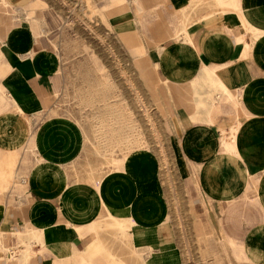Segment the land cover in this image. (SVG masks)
Masks as SVG:
<instances>
[{"label": "crops", "instance_id": "1", "mask_svg": "<svg viewBox=\"0 0 264 264\" xmlns=\"http://www.w3.org/2000/svg\"><path fill=\"white\" fill-rule=\"evenodd\" d=\"M44 3L0 0V189L12 180L0 193V264H117L111 251L126 262L127 241L148 264H179L152 151H130L95 182L73 175L87 152L85 134L66 114L48 113L64 79L53 47L59 40L51 41L54 53L34 32L42 31ZM121 7L114 33L182 92L176 153L191 216L201 233L222 235L264 264V0ZM24 192L23 207L4 204ZM116 233L126 237L117 242Z\"/></svg>", "mask_w": 264, "mask_h": 264}, {"label": "rangeland", "instance_id": "2", "mask_svg": "<svg viewBox=\"0 0 264 264\" xmlns=\"http://www.w3.org/2000/svg\"><path fill=\"white\" fill-rule=\"evenodd\" d=\"M108 1L44 0V6L37 11L42 31L34 32L46 40L52 52L51 41L59 40L53 47L64 79V89L48 113L66 114L85 134L87 152L78 167L72 168L73 175L98 181L117 170L130 151L148 149L157 160L158 176L170 207L169 219L180 240L179 264H263L251 257L244 246L199 230L180 187L176 137L183 126L178 110L183 107L182 92L171 89L155 73L143 51L114 33L113 22L128 0L121 6L114 2L107 5ZM161 8L155 6V14ZM11 183L0 193L8 192ZM14 188L23 190L24 185ZM28 196L24 192L18 195L16 204H4L8 208L23 207ZM195 212L198 214L197 206ZM123 225L128 229L131 226ZM111 237L113 240V233ZM125 237L124 233L121 237L116 233L117 242ZM125 247L126 262L118 259V250L111 251L117 264H148L146 256L128 241Z\"/></svg>", "mask_w": 264, "mask_h": 264}, {"label": "bare ground", "instance_id": "3", "mask_svg": "<svg viewBox=\"0 0 264 264\" xmlns=\"http://www.w3.org/2000/svg\"><path fill=\"white\" fill-rule=\"evenodd\" d=\"M11 254L13 255V252Z\"/></svg>", "mask_w": 264, "mask_h": 264}]
</instances>
